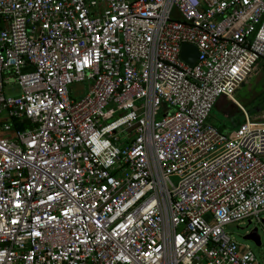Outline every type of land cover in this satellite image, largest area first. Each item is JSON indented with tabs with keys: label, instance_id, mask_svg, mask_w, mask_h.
I'll return each mask as SVG.
<instances>
[{
	"label": "built area",
	"instance_id": "2783aa9c",
	"mask_svg": "<svg viewBox=\"0 0 264 264\" xmlns=\"http://www.w3.org/2000/svg\"><path fill=\"white\" fill-rule=\"evenodd\" d=\"M260 60L264 0H0V264H260L225 230L263 220Z\"/></svg>",
	"mask_w": 264,
	"mask_h": 264
},
{
	"label": "rangeland",
	"instance_id": "374dc122",
	"mask_svg": "<svg viewBox=\"0 0 264 264\" xmlns=\"http://www.w3.org/2000/svg\"><path fill=\"white\" fill-rule=\"evenodd\" d=\"M90 87L91 82L88 81L70 84L71 97L77 98L78 96L85 95ZM18 92L19 86L15 82L5 86V93L7 95ZM234 98L246 110L250 120L257 123H264L263 61L260 60L257 62L255 68L246 80L235 90ZM243 121L244 114L241 108L224 95L217 98L208 118L209 123L227 133L236 130ZM261 217L264 219V212L261 213ZM255 226L258 228V234L260 235L261 244L259 246L251 240L244 239V235ZM225 230L235 240L248 246L253 251L258 262L264 264V225L262 223H258L255 220L251 223H248L247 220L231 222L225 226Z\"/></svg>",
	"mask_w": 264,
	"mask_h": 264
},
{
	"label": "water",
	"instance_id": "95a60500",
	"mask_svg": "<svg viewBox=\"0 0 264 264\" xmlns=\"http://www.w3.org/2000/svg\"><path fill=\"white\" fill-rule=\"evenodd\" d=\"M199 56L198 49L191 43H183L181 46L180 57L188 65H193ZM264 225V219L262 220ZM244 239L253 241L257 246L261 244L258 228L255 226L244 235Z\"/></svg>",
	"mask_w": 264,
	"mask_h": 264
},
{
	"label": "trees",
	"instance_id": "16d2710c",
	"mask_svg": "<svg viewBox=\"0 0 264 264\" xmlns=\"http://www.w3.org/2000/svg\"><path fill=\"white\" fill-rule=\"evenodd\" d=\"M2 123V122H1ZM11 124H12V127L13 128H18V127H23L25 126V123L23 121H19V120H16V119H12L11 120ZM9 135V133H6V135Z\"/></svg>",
	"mask_w": 264,
	"mask_h": 264
},
{
	"label": "crops",
	"instance_id": "0c3cea01",
	"mask_svg": "<svg viewBox=\"0 0 264 264\" xmlns=\"http://www.w3.org/2000/svg\"><path fill=\"white\" fill-rule=\"evenodd\" d=\"M237 102V101H236ZM210 116V115H209ZM209 118V117H208Z\"/></svg>",
	"mask_w": 264,
	"mask_h": 264
}]
</instances>
